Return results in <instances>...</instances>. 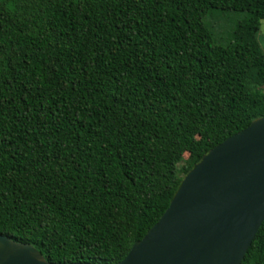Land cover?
<instances>
[{
  "label": "trees",
  "instance_id": "16d2710c",
  "mask_svg": "<svg viewBox=\"0 0 264 264\" xmlns=\"http://www.w3.org/2000/svg\"><path fill=\"white\" fill-rule=\"evenodd\" d=\"M260 21L264 0H0V235L49 264L121 261L264 117ZM240 264H264V219Z\"/></svg>",
  "mask_w": 264,
  "mask_h": 264
},
{
  "label": "water",
  "instance_id": "95a60500",
  "mask_svg": "<svg viewBox=\"0 0 264 264\" xmlns=\"http://www.w3.org/2000/svg\"><path fill=\"white\" fill-rule=\"evenodd\" d=\"M263 219L264 117L202 155L116 264H240ZM0 264L49 263L0 235Z\"/></svg>",
  "mask_w": 264,
  "mask_h": 264
},
{
  "label": "rangeland",
  "instance_id": "374dc122",
  "mask_svg": "<svg viewBox=\"0 0 264 264\" xmlns=\"http://www.w3.org/2000/svg\"><path fill=\"white\" fill-rule=\"evenodd\" d=\"M237 19V16L233 14H227L223 17L215 16L212 19H209L208 21L211 24L212 29H216L219 32H226L229 31ZM257 40L259 42V45L261 47L262 52L264 53V21L259 22L258 31H257ZM262 92L264 93V86L262 88ZM186 155H183L180 162L181 163L185 159Z\"/></svg>",
  "mask_w": 264,
  "mask_h": 264
}]
</instances>
